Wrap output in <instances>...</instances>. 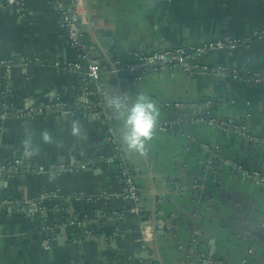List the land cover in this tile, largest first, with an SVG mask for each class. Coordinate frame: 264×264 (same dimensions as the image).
<instances>
[{
    "label": "crops",
    "instance_id": "crops-1",
    "mask_svg": "<svg viewBox=\"0 0 264 264\" xmlns=\"http://www.w3.org/2000/svg\"><path fill=\"white\" fill-rule=\"evenodd\" d=\"M83 5L87 60L70 46L52 0L0 7V60H43L18 64L8 76L1 71L0 103L5 96L17 105L51 96L74 98L94 85L83 72L58 71L56 64L82 63L86 68L95 62L103 70L107 114L105 120H95L53 112L0 122V163L19 169L14 175L0 174V264H147L144 252L156 264H264V188L226 164L216 165L210 174L207 170L209 161L230 159L264 174V148L241 135L228 137L222 130L182 122L167 132L156 130L144 153L123 149L139 189L136 203L123 198L125 184L115 167L55 175L37 170L112 155L109 131L119 140L122 135L107 104L116 95L130 101L149 95L159 109L158 124L194 116V110H175L167 103L212 101V108L201 110L203 115L210 112L264 135V84L227 77L219 86L211 75L193 77L180 68L140 81L117 79L109 65V60L131 61L134 53L251 35L264 29V0H86ZM201 61L242 74L264 72V39L232 54L209 53ZM73 122L81 128L77 136L71 132ZM45 132L51 142L43 141ZM51 192L57 197L40 199ZM76 193L86 198H71ZM16 200L23 204L5 203ZM198 207L204 209L203 220H196ZM123 209L129 210L124 221L100 220L103 213ZM73 218L83 224H70ZM49 227L55 230L45 231ZM86 232L92 237H84ZM195 244L197 257L189 254Z\"/></svg>",
    "mask_w": 264,
    "mask_h": 264
},
{
    "label": "built area",
    "instance_id": "built-area-1",
    "mask_svg": "<svg viewBox=\"0 0 264 264\" xmlns=\"http://www.w3.org/2000/svg\"><path fill=\"white\" fill-rule=\"evenodd\" d=\"M56 5L59 13L60 25L64 30L68 42L71 47L80 52V56L83 60L88 59L87 45L84 39V33L81 28L84 21V5L82 0H71L72 4L66 3L64 0H52ZM20 3V0H0V7L6 9L15 7ZM264 39V29L255 30L251 35L246 37L230 38V39H218L202 44L171 47L167 49H161L149 53H134L131 61L117 62L115 65L118 67L117 72L129 74L128 80L140 81L143 77H152L157 73H164L172 71L174 69H183L190 76L196 77L202 74L208 75H221L224 78L233 77L238 80H243L246 83H253L257 85L264 84V72L246 70L244 74L242 72H234L227 66H209L202 63L201 59L212 52L227 51L229 53H235L240 49H248L252 44L258 40ZM41 59H2L0 60V72L5 71L6 75L10 74L12 68L16 65L28 66L32 64H41ZM58 71L75 70L83 72L85 79L91 83L93 88H87L81 90L74 98L76 99L74 105H69L66 102L58 101L59 98L50 97L49 101L30 100L26 103L17 105L10 97L5 96L4 101L0 103V122H5L9 119H28L35 116L43 115L46 113H57L60 117L82 116L83 118H91L95 120H105L107 114L103 109V98L96 105L90 102L89 97L92 95L91 90L95 89L98 95L102 96L103 87L101 84V77L103 74L102 68L95 62H89L85 68L81 63H66L56 64ZM1 79V77H0ZM103 97V96H102ZM102 107L97 109V107ZM213 106L212 101L204 102H173L167 103L166 107L173 108L175 110H194V116L189 120L175 121L172 123L158 124L157 129L162 132L172 130L180 123L184 124H200L208 127H212L216 130H222L225 132H231L238 134L249 143L264 148V135H257L251 133L246 125L241 123H232L227 121L218 120L212 117L211 113L203 115V109H210ZM108 141L113 146V154L107 157L96 159L95 157H89L83 161L78 162L75 166H69L66 164H59L53 167H39L37 170L40 173H49L51 175L60 174L68 170L84 171L87 169L106 168V167H118L120 175L125 184V191L123 198L126 201L136 203L139 200V189L133 179L130 168L124 154L122 145L116 133L110 129ZM225 164L228 165L234 173L245 179H250L258 186L264 188V174L258 170H249L239 163L226 159ZM100 163V164H99ZM19 169L16 165L10 163H0V174L14 175ZM185 191V190H184ZM104 197H111L109 194L104 193ZM51 197H57L56 193H44L40 199H46ZM86 198L84 193H76L71 198L80 199ZM9 206L20 207L23 202L7 201L5 202ZM4 203V204H5ZM134 211L137 212L135 208ZM129 213V210L123 209L120 212H106L101 215L100 220H117L124 221ZM78 219L73 218L70 221L72 225H82L78 222ZM87 223H85L86 225ZM55 229L52 227L46 228L45 231L53 232ZM84 237L90 238L92 235L89 232L84 234ZM44 245L50 246V241L45 240ZM142 249H147L146 241L142 245ZM191 256L195 255L194 250L189 253ZM147 264H156L153 261H148Z\"/></svg>",
    "mask_w": 264,
    "mask_h": 264
},
{
    "label": "clouds",
    "instance_id": "clouds-1",
    "mask_svg": "<svg viewBox=\"0 0 264 264\" xmlns=\"http://www.w3.org/2000/svg\"><path fill=\"white\" fill-rule=\"evenodd\" d=\"M107 104L115 121L121 124L119 131L122 133V146L129 153L146 152L159 122V109L152 98L147 94H139L130 101L126 96L116 95ZM71 132L74 136L81 133L77 122H73ZM42 139L46 143L51 142V137L46 132L42 134ZM25 147L31 148L30 140H25Z\"/></svg>",
    "mask_w": 264,
    "mask_h": 264
},
{
    "label": "water",
    "instance_id": "water-1",
    "mask_svg": "<svg viewBox=\"0 0 264 264\" xmlns=\"http://www.w3.org/2000/svg\"><path fill=\"white\" fill-rule=\"evenodd\" d=\"M66 3H68V4H72V1L71 0H64ZM83 2H85V5H86V0H83ZM81 28H82V30L83 29H85V27L84 26H81ZM109 65H110V67H111V69H112V71H113V75L117 78V79H120V77H125L126 79L128 78V76H129V74H127V73H119V72H117V70H118V67L115 65V62H113V61H110L109 60ZM212 77L215 79V81H217V84L219 85V86H222V83L225 81V78L223 77V76H221V75H212ZM219 80H220V82H219ZM230 122V121H229ZM226 134V136H228V137H233V136H236V135H238V134H233V133H231V132H226L225 133ZM123 149H125V148H123ZM126 150V149H125ZM224 162L223 163H217L216 161H213L212 163L209 161L208 163H207V170L209 171V174L210 173H213L214 171H215V166L216 165H220V166H224ZM210 166V167H209ZM113 168V167H112ZM119 169L118 167H115L114 169L115 170H117V169ZM92 169H89L88 171H91ZM98 172H100L101 170L99 169V170H97ZM211 179H213L212 178V176L210 175L209 176ZM201 186H198V187H195L194 189H192V191H197L198 189H196V188H200ZM181 190L179 189V192H178V194H182L181 192H180ZM194 193H197V192H194ZM194 214L197 216L196 217V220H197V218H198V220L199 219H202L203 220V218H205L206 216H204V209H202V208H197V211L195 210L194 211ZM105 222H102L101 223V225H103ZM107 224L108 223H110V224H113V225H116L118 222H115V221H109V222H106ZM223 226H224V224H223ZM232 227H236L237 228V224L235 223V222H232ZM197 246L198 245H194V252H195V256L197 257V255H200L199 253V251H198V249H197ZM192 248L190 247V250H191ZM196 250V251H195ZM142 258L143 259H146L147 261H150L151 259H153L154 257L152 256V255H150L148 252H144L143 254H142Z\"/></svg>",
    "mask_w": 264,
    "mask_h": 264
},
{
    "label": "trees",
    "instance_id": "trees-1",
    "mask_svg": "<svg viewBox=\"0 0 264 264\" xmlns=\"http://www.w3.org/2000/svg\"><path fill=\"white\" fill-rule=\"evenodd\" d=\"M2 75V74H1ZM92 92V95L89 97L90 99V102L93 103V104H98L101 99L103 98L102 96L98 95L97 92L95 91V89H92L91 90ZM50 98H46L45 100L43 101H49ZM58 101H62V102H66L68 103L69 105H74L75 104V101L76 99L75 98H59ZM102 107H97V109H101ZM78 117H82V116H78ZM96 159H100V156L99 157H96ZM100 164V163H99ZM59 203H62L61 201ZM78 234L75 236L77 237Z\"/></svg>",
    "mask_w": 264,
    "mask_h": 264
}]
</instances>
